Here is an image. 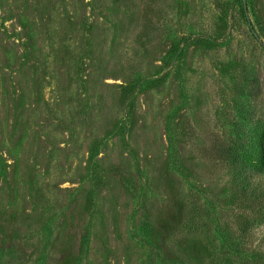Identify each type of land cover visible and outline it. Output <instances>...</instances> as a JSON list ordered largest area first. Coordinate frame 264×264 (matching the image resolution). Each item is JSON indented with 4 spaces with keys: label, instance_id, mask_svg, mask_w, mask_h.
Returning a JSON list of instances; mask_svg holds the SVG:
<instances>
[{
    "label": "rangeland",
    "instance_id": "obj_1",
    "mask_svg": "<svg viewBox=\"0 0 264 264\" xmlns=\"http://www.w3.org/2000/svg\"><path fill=\"white\" fill-rule=\"evenodd\" d=\"M239 115L264 119V0H0V264L219 261Z\"/></svg>",
    "mask_w": 264,
    "mask_h": 264
},
{
    "label": "trees",
    "instance_id": "obj_2",
    "mask_svg": "<svg viewBox=\"0 0 264 264\" xmlns=\"http://www.w3.org/2000/svg\"><path fill=\"white\" fill-rule=\"evenodd\" d=\"M129 88L126 86L125 92ZM239 121L231 136L211 145L219 163L229 172L228 182L239 213L236 229L226 226L222 235L223 256L218 261L220 252L216 253L211 264H264V252L251 251L252 228L257 220L251 216L264 215V119L256 121L239 115ZM183 164L187 168V162Z\"/></svg>",
    "mask_w": 264,
    "mask_h": 264
}]
</instances>
